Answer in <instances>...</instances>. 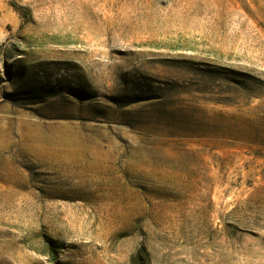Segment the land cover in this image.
Instances as JSON below:
<instances>
[{"label": "rangeland", "instance_id": "374dc122", "mask_svg": "<svg viewBox=\"0 0 264 264\" xmlns=\"http://www.w3.org/2000/svg\"><path fill=\"white\" fill-rule=\"evenodd\" d=\"M0 264H264V0H0Z\"/></svg>", "mask_w": 264, "mask_h": 264}]
</instances>
